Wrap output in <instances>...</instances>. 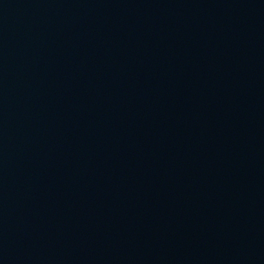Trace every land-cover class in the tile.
Here are the masks:
<instances>
[{
    "label": "water",
    "instance_id": "water-1",
    "mask_svg": "<svg viewBox=\"0 0 264 264\" xmlns=\"http://www.w3.org/2000/svg\"><path fill=\"white\" fill-rule=\"evenodd\" d=\"M0 264H264V0H0Z\"/></svg>",
    "mask_w": 264,
    "mask_h": 264
}]
</instances>
